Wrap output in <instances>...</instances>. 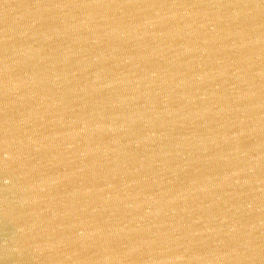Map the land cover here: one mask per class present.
<instances>
[{
	"label": "water",
	"instance_id": "95a60500",
	"mask_svg": "<svg viewBox=\"0 0 264 264\" xmlns=\"http://www.w3.org/2000/svg\"><path fill=\"white\" fill-rule=\"evenodd\" d=\"M0 264H264V0H0Z\"/></svg>",
	"mask_w": 264,
	"mask_h": 264
}]
</instances>
